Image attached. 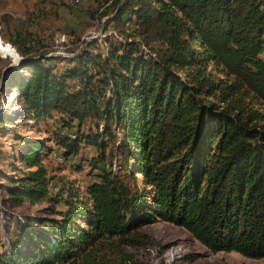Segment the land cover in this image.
Returning a JSON list of instances; mask_svg holds the SVG:
<instances>
[{"label": "trees", "instance_id": "obj_1", "mask_svg": "<svg viewBox=\"0 0 264 264\" xmlns=\"http://www.w3.org/2000/svg\"><path fill=\"white\" fill-rule=\"evenodd\" d=\"M106 4V26L134 38L105 40V55L89 44L61 70L23 38L22 62L3 79L28 120L62 118L51 140L63 162L82 146L97 155L86 157L95 180L82 191L65 179L52 184L47 140L22 139L16 175L0 172V202L45 204L59 218L19 224L0 264H95L101 247L158 221L213 254L264 260V0Z\"/></svg>", "mask_w": 264, "mask_h": 264}, {"label": "rangeland", "instance_id": "obj_2", "mask_svg": "<svg viewBox=\"0 0 264 264\" xmlns=\"http://www.w3.org/2000/svg\"><path fill=\"white\" fill-rule=\"evenodd\" d=\"M102 13L108 16L103 17ZM111 13L106 0H0V49L6 55L0 51V119L12 115L10 124L0 123L1 173L8 177L16 175L13 169L21 167L19 157L23 148L22 139L32 138L47 140L46 144L52 150L43 160L50 175L55 178L52 184L65 179L84 191V187L95 180V172L90 170L85 160L86 157H96V150L82 146L78 156L69 157L63 162L60 157L63 156V150L51 140L54 133L63 129L62 118L55 115L52 119L38 123L28 120L23 100L12 87L13 83L4 85L3 79L12 67L17 68L15 63L22 60L17 50L23 38L35 42L36 53L58 58L51 63L61 70L69 66L65 59L74 57L89 44L94 53L105 55V40L115 42L137 35L136 32L117 30L113 24L106 26L107 19L112 17ZM75 131V126L66 130L69 134ZM113 164L115 166V161ZM136 178L138 186L143 188L141 177ZM3 181L0 178V183ZM54 185L51 186L52 194L55 193ZM2 195L0 191V201ZM46 207L45 204H25L11 208L0 202V254L10 245V238L11 241L18 240L19 224L39 227L43 219L59 218L50 215ZM64 209L61 204L56 205L58 212ZM8 230L11 231L9 237L6 235ZM29 253H33V250ZM92 258L95 264H264V260L246 259L233 252L213 254L184 229L160 221L139 228L125 242L117 239L109 242ZM65 264L87 262L78 259Z\"/></svg>", "mask_w": 264, "mask_h": 264}, {"label": "water", "instance_id": "obj_3", "mask_svg": "<svg viewBox=\"0 0 264 264\" xmlns=\"http://www.w3.org/2000/svg\"><path fill=\"white\" fill-rule=\"evenodd\" d=\"M21 62H22V60L19 59V60L15 63L16 67H18V66L21 64ZM12 68H14V67H12Z\"/></svg>", "mask_w": 264, "mask_h": 264}, {"label": "crops", "instance_id": "obj_4", "mask_svg": "<svg viewBox=\"0 0 264 264\" xmlns=\"http://www.w3.org/2000/svg\"><path fill=\"white\" fill-rule=\"evenodd\" d=\"M54 182V181H53Z\"/></svg>", "mask_w": 264, "mask_h": 264}]
</instances>
